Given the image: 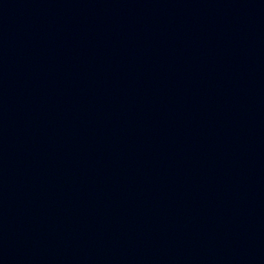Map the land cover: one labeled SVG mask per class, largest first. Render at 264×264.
<instances>
[{
    "label": "water",
    "instance_id": "95a60500",
    "mask_svg": "<svg viewBox=\"0 0 264 264\" xmlns=\"http://www.w3.org/2000/svg\"><path fill=\"white\" fill-rule=\"evenodd\" d=\"M0 264H264V0H0Z\"/></svg>",
    "mask_w": 264,
    "mask_h": 264
}]
</instances>
